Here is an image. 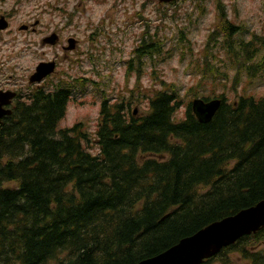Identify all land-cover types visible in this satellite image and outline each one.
I'll list each match as a JSON object with an SVG mask.
<instances>
[{
    "label": "trees",
    "instance_id": "trees-1",
    "mask_svg": "<svg viewBox=\"0 0 264 264\" xmlns=\"http://www.w3.org/2000/svg\"><path fill=\"white\" fill-rule=\"evenodd\" d=\"M221 1L203 72L213 71V52L224 38L236 71L231 91L238 94L241 76L252 79L263 68L256 58L264 54V36L253 34L235 45L244 31L228 20ZM159 14L169 18L168 12ZM145 22L127 69L136 86L130 98L111 100L103 91L97 141L84 123L59 128L75 89L90 86L86 78L64 77L33 90L3 120L0 264H138L264 200V98L230 101L225 93H195L187 101L164 80L153 93L143 90L146 61L163 54L158 32ZM141 98L148 100L147 112L134 115L133 101ZM196 99L221 100L211 121L196 117ZM95 142L96 156L90 151ZM237 259L264 264V228L204 264Z\"/></svg>",
    "mask_w": 264,
    "mask_h": 264
},
{
    "label": "rangeland",
    "instance_id": "rangeland-1",
    "mask_svg": "<svg viewBox=\"0 0 264 264\" xmlns=\"http://www.w3.org/2000/svg\"><path fill=\"white\" fill-rule=\"evenodd\" d=\"M14 1L0 0V14L9 15L11 21L8 30L0 32V83L9 79L18 87L23 85L27 91L29 76L39 63L55 59L61 62L59 69L39 84L43 88L64 77L70 81L87 78L98 83L97 88L88 86L75 89L59 128H72L77 123H84L92 140L97 141L103 91L111 100L123 94L130 98V92L136 86L137 79L129 76L127 69L146 28L147 19L163 41V54L146 61L145 74L141 79L143 90L146 88L153 93L161 89V81L164 80L175 85L187 101L195 93L200 96L225 93L230 101L238 99V96L257 100L264 98V64L256 77L241 76L238 94L231 91L236 71L224 38L220 39L213 52L216 57L212 59L213 71L207 75L203 72L207 41L220 23L218 0H184L168 8L157 7L159 4L153 0H19L18 5ZM221 3L226 7L228 20L244 31L234 38L235 45L249 41L253 34L264 36V0H222ZM160 11L168 12L169 18L162 20ZM139 13H142L141 17ZM175 13L173 20L171 18ZM37 20L49 28L27 33L26 25ZM68 20H72L78 28L67 29L71 24ZM0 21L4 20L0 18ZM89 21L92 24L86 27ZM4 25L3 22L2 28ZM181 31L184 33L181 34ZM94 33V40L91 41L90 35ZM53 34L60 35L62 44H43V38ZM180 35L184 37L183 41ZM71 36L76 38L73 39L74 45H78V52L70 54L72 59L65 57L61 48L62 45L70 46L68 38ZM263 58L261 52L256 62H264ZM133 102L132 110L137 109L139 116L147 112V99ZM187 106L186 102L180 108L177 122L184 118ZM90 151L92 155H98L96 142ZM234 262L242 264L240 259Z\"/></svg>",
    "mask_w": 264,
    "mask_h": 264
},
{
    "label": "water",
    "instance_id": "water-1",
    "mask_svg": "<svg viewBox=\"0 0 264 264\" xmlns=\"http://www.w3.org/2000/svg\"><path fill=\"white\" fill-rule=\"evenodd\" d=\"M169 3L176 0H158ZM74 41H70V50L75 49ZM71 46H74L71 47ZM55 71V64H40L31 82H41ZM14 93L0 92V126L6 116L12 112L4 107L11 103ZM221 106V100L209 103L195 101L193 111L202 122H209ZM137 114V109L134 110ZM264 228V200L257 205L245 209L238 214L215 222L196 234L182 239L177 245L167 251L141 261L138 264H204L217 256L223 249L236 244L241 238L261 231Z\"/></svg>",
    "mask_w": 264,
    "mask_h": 264
},
{
    "label": "flooded vegetation",
    "instance_id": "flooded-vegetation-1",
    "mask_svg": "<svg viewBox=\"0 0 264 264\" xmlns=\"http://www.w3.org/2000/svg\"><path fill=\"white\" fill-rule=\"evenodd\" d=\"M19 0H15L14 2L16 3V5H18V2ZM124 1V0H123ZM182 1V0H181ZM154 2H156V1H154ZM177 3L178 2H175V3H170V4H165L166 6H172V5H177ZM159 5H162V4H160V3H158ZM0 18L1 19H3L4 21H0V32L1 31H7L8 30V28L10 27V25H11V21H10V16L9 15H2V14H0ZM70 18H74V16H71ZM3 22L5 23V25H4V27L2 28V26H3ZM36 22H37V24H36ZM68 22H70L71 24H69L68 25V27H67V29H70V28H75V27H77L78 28V25H74V22L72 21V20H68ZM91 22L89 21L88 22V25H86V27H89V26H91ZM27 27L25 28V31L27 32V33H36V32H38L39 31V29L40 28H42V29H47V28H49V26L48 27H46L45 28V24L44 23H42L41 21H39V20H37V21H35V23H29L28 25H26ZM94 35H95V33L94 34H92V35H90V39H91V41H93L94 40ZM47 38V41L46 42H44V39H46ZM72 39H76L74 36H71V37H69L68 38V43L70 42L69 40H72ZM43 44H48V45H53V46H59L60 44H62V39H61V37H60V35H57V34H53L52 36H46L45 38H43ZM77 44H78V40H77ZM78 46V45H77ZM61 48H62V51H63V53L65 54V57H69L70 59H72L71 57H70V54H76L77 52H78V48L76 49V50H74V51H71V50H69V47L67 46H64V45H62L61 46ZM91 52H93V51H91ZM69 54V55H68ZM44 62V61H43ZM47 62H55L56 63V66H57V69H59V66H60V64H61V62L58 60V59H55V60H52V61H47ZM40 63H42V62H40ZM2 67V63L0 64V68ZM36 69V68H35ZM35 72H33V74H34ZM32 74V75H33ZM31 75V76H32ZM31 76H29V85L27 86V91H25L24 89H23V85L21 86V87H18V85L16 84V83H12V82H10V80L8 79L7 81H4L3 83H0V92H8V94L10 95L11 93H14V94H16V97H14L13 98V100L11 101V103L8 105V106H5L4 107V109H6V110H11L12 112H13V108H14V106H15V103H16V101L19 99V100H21V101H25V100H27L29 97H28V94H30V93H32V90H35V89H39V88H41V87H43V86H41V85H39V84H35V86H33L34 84H31L30 83V78H31ZM32 88V90L31 91H29L30 89ZM29 91V92H28Z\"/></svg>",
    "mask_w": 264,
    "mask_h": 264
}]
</instances>
